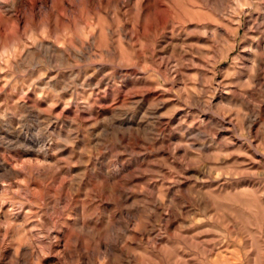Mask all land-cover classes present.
Returning <instances> with one entry per match:
<instances>
[{
	"label": "rangeland",
	"instance_id": "obj_1",
	"mask_svg": "<svg viewBox=\"0 0 264 264\" xmlns=\"http://www.w3.org/2000/svg\"><path fill=\"white\" fill-rule=\"evenodd\" d=\"M264 0H0V264H264Z\"/></svg>",
	"mask_w": 264,
	"mask_h": 264
},
{
	"label": "bare ground",
	"instance_id": "obj_2",
	"mask_svg": "<svg viewBox=\"0 0 264 264\" xmlns=\"http://www.w3.org/2000/svg\"><path fill=\"white\" fill-rule=\"evenodd\" d=\"M264 21H262V23H263Z\"/></svg>",
	"mask_w": 264,
	"mask_h": 264
}]
</instances>
